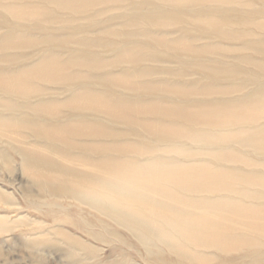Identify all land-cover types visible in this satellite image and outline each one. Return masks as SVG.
<instances>
[{
  "label": "bare ground",
  "instance_id": "bare-ground-1",
  "mask_svg": "<svg viewBox=\"0 0 264 264\" xmlns=\"http://www.w3.org/2000/svg\"><path fill=\"white\" fill-rule=\"evenodd\" d=\"M5 1L0 0V26L8 32L0 35V51L29 46L19 31L26 26L18 21L31 17L35 26L52 25L58 16L48 3L35 8L27 0ZM135 1L146 12L128 22L148 25L145 43L131 46L134 34L108 32L114 46L121 36L128 41L124 50L130 63L140 65L144 53L161 48L201 60L191 69L223 83L197 89L183 83V72L161 70L173 83L151 89L149 83L131 84L137 94L155 95L158 101L150 104L117 93L125 90L121 80L103 74L91 78L103 89L71 92L70 99L55 101L57 91L34 82L63 85V92H70L82 86L68 73L73 65L105 66L75 49L67 59L53 56L55 45L70 49L66 37L53 39L55 45L46 48L38 64L26 57L16 68L0 69V139L21 138L14 156L22 158L46 197L31 206L44 207L52 219L90 239L114 236L155 264H264V0ZM49 3L68 10L65 23L85 18L89 8L82 0ZM165 5H172V12L164 11ZM148 6L155 11L145 10ZM169 25L175 29L150 28ZM191 38L196 44L188 42ZM232 41L240 46L228 45ZM215 53L222 58L217 70L205 63ZM159 102L171 107L162 109ZM144 115L151 120L139 118ZM104 119L121 120L127 129L108 130ZM129 135L150 142L133 145ZM39 149L59 153L67 163L45 160ZM64 202L80 211L69 214L71 204ZM59 234L72 249L93 253L80 239Z\"/></svg>",
  "mask_w": 264,
  "mask_h": 264
},
{
  "label": "rangeland",
  "instance_id": "rangeland-1",
  "mask_svg": "<svg viewBox=\"0 0 264 264\" xmlns=\"http://www.w3.org/2000/svg\"><path fill=\"white\" fill-rule=\"evenodd\" d=\"M8 1L9 0H6L5 2ZM27 1L35 8H38L39 5L45 6L48 3L46 8L58 14V16L53 19L52 25L43 24L35 26V22L31 20V17L18 21L19 25L22 24L26 26H21L22 28H19V31L23 35L22 41H24L25 45L29 46L19 50L9 49L0 51V69L16 68L24 62V58L26 57L29 59L31 57L32 59L35 58L36 64H38L46 48L50 45H55V42H52V40H60L64 37L70 40L69 44H65V46L70 49L64 50L58 48L59 45H55L57 49L53 56L67 59L70 50L75 49L74 52L77 51L79 55L86 56L87 58H99L101 62L105 64L101 70H91L87 67L73 65L68 70V73L70 75H75L73 80L81 79L79 85L82 86H75V89L70 92H63V85L34 82L35 84H44L46 87L49 85L51 89H53L51 91H57L56 94L52 95L55 101L70 99L72 97H70L71 92L75 94L76 92L88 91L89 88L98 90L103 89L97 82L92 83L94 80L91 79L94 78V76L98 77L103 74H112V76H110L113 77L111 79L112 81L116 79L121 80L117 82L121 85V88L124 87L125 90L121 91L120 89L117 93L122 94L124 97L131 96V99H129L130 101H139L140 99L137 100V98H142L144 101H151L150 104L158 101L155 100V95L151 94L149 91H142L137 94L134 92L135 88L131 89V84L140 85L143 83L142 85H145L149 83L147 85L148 88L151 89V87L159 88V86H163L164 88L166 87L165 85L173 83V79L169 80V77H166L161 70H165V73L170 72L173 75L174 73L183 72L185 75V81H183V83H189L193 88L197 89H200L203 84L210 85L213 82L210 77L191 69L190 66L196 65L201 61L197 58L193 57L192 60L189 61L187 58L174 56L171 51L166 52L160 48L158 52L155 50L150 53H144L143 55H145L146 61L144 60L143 63L137 65L138 63H130L125 57L126 50L124 49L128 47V45L124 43L128 41H122L123 37L121 36L120 41H118L115 46L112 44L114 40L112 38L113 36L108 33L109 31L134 34V37L128 42L129 45H133V43H145L142 34L143 30H145L148 25H146L143 20L128 22L130 17L138 18L146 12L142 10V6L138 1L107 0L105 2V0H82L84 2H89V8L86 10L87 12L83 13L85 14V18H80L79 21L77 20L76 22L68 21L67 23H65V20H67L70 14L68 10L50 4V0ZM162 9L166 12H172L174 8L172 5H165ZM145 10L155 11L151 6H148ZM11 20L17 21L14 19ZM0 21L2 20L0 19ZM161 27L152 26L150 28L154 30L175 29L170 25L164 28ZM54 28H57L58 31H53ZM26 29L28 30L26 31ZM7 32L8 28L2 27L1 25L0 35ZM175 35L177 36V34H174V36ZM83 42H85L86 45L79 44ZM120 42H123L124 45L122 46ZM188 42L190 44H196L192 41V38ZM229 43L228 45L240 46L234 41ZM146 47L147 46H144V48ZM150 54H153V56H150ZM210 57L214 61L211 59V62L205 63H207V65L211 63L209 67L217 70L219 66L217 61L222 59L221 56H217L215 53L214 56ZM230 59L233 58L230 57ZM110 63L112 65L111 67L108 65ZM225 67L230 66L225 65ZM116 75L118 77H114ZM216 82L217 81H214L213 83ZM220 83H223V81H220ZM220 83L217 82L216 85ZM190 85L188 87H190ZM151 92L154 93V91ZM134 94L140 97H135ZM133 96L134 98H132ZM159 103H163L161 104L162 109L171 107V103L169 102ZM149 106L150 105L147 107ZM149 117L150 116L144 115L139 118L151 120ZM111 121L114 125L105 119L102 120L101 123L111 131L119 132L120 130L127 129L123 121ZM2 138L3 139H0V264H155V259L153 257L143 255L137 247L120 245L114 236L108 235V241L90 239L88 235L80 231V229L73 228L69 223L52 219L50 214H47L44 207L41 209L32 208L31 203H42L45 201L46 197L42 194L38 184L31 178V173L25 168L22 158L20 156H14V151L20 148L18 146L20 145L21 138L16 134H10L6 137L2 136ZM112 138L116 139V137ZM126 138L131 139L129 143L133 145H141L150 142L149 139H141L132 137L131 135L126 136ZM38 151L42 155H37L40 157L42 156L43 159L52 163H67L66 159H63L59 153L47 152L41 149ZM64 203V206H67L66 203L71 204L68 206L67 212L69 214H77L78 211H80L77 204L72 202ZM61 232H65L85 242L88 248L91 249V252L93 251V255L90 253L88 254L86 248L82 249V247H76L72 249L70 245L61 238V234H59Z\"/></svg>",
  "mask_w": 264,
  "mask_h": 264
}]
</instances>
